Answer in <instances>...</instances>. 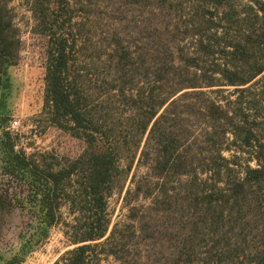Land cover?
Masks as SVG:
<instances>
[{
  "label": "trees",
  "instance_id": "1",
  "mask_svg": "<svg viewBox=\"0 0 264 264\" xmlns=\"http://www.w3.org/2000/svg\"><path fill=\"white\" fill-rule=\"evenodd\" d=\"M26 1L39 30L55 40L45 75L50 117L85 148L57 169L47 165V154L26 157L16 149L6 129L8 70L17 64L20 39L8 1L0 0V168L26 185L36 222L21 252L45 240L74 177L84 231L54 264L108 257L113 264H264V144L251 148L255 166L239 165L236 156L253 141L244 111L212 96L233 87L238 102L260 85L264 100V0ZM108 4V16L117 19L112 29L101 24ZM134 14L139 22H131ZM72 25L76 35L84 33L78 47ZM74 49L84 60L79 67ZM253 100L246 101L250 109ZM227 134L234 149L220 145ZM135 160L144 173L130 177L125 221L107 234L106 198L120 173L121 194Z\"/></svg>",
  "mask_w": 264,
  "mask_h": 264
},
{
  "label": "rangeland",
  "instance_id": "2",
  "mask_svg": "<svg viewBox=\"0 0 264 264\" xmlns=\"http://www.w3.org/2000/svg\"><path fill=\"white\" fill-rule=\"evenodd\" d=\"M7 1L12 15V23L17 29L20 39L17 64L8 70L12 84L7 103L8 121H17V125L12 129L11 133L15 137V145L18 151L22 152L26 157L47 154L49 155L47 157V165H52L53 169H57L58 167H63L67 162L78 158L85 148V142L82 138L72 135L70 130L57 126L50 117L45 95V75L49 51L53 49L51 45L55 40L54 37H50L48 32L43 34L39 30L32 13L31 4L28 1ZM93 1L96 2L95 0ZM238 1L236 0V3ZM109 8L110 5L108 4L105 8V21L101 24L107 25V28L112 29L117 26V19L108 16L107 11ZM127 15L129 17L130 12ZM77 19L78 17L74 15L73 21H77ZM126 20H129V18H126ZM139 21L140 17L134 14L131 22ZM93 29L90 30L91 42L97 46V35L100 33V27L95 26ZM72 31H74L76 45L78 41L82 43L84 33L80 35L77 32L76 35L74 25H72ZM181 44L187 50V41H183ZM79 54L78 50L75 49L73 54H71L75 67L82 65L84 61ZM88 85L87 79L84 89L89 104L91 102V88ZM221 88L224 89L222 96L228 97L230 102L225 103L223 97L219 94L215 96L213 94L212 96L228 107H234L233 104L240 106L242 111H244V117L242 116V118L246 120V128L252 135V147L247 148L245 153H239L236 156V162L239 165L248 164L253 167L256 163L251 159L253 155L252 149L258 143L264 144V100H261L259 98L260 95L256 93L259 91L260 85H253L252 94H243L238 102L235 100L236 94L231 92L233 87ZM249 98H254L255 100L252 102L253 108L251 109L246 102ZM226 137L228 140H223L220 145H228L231 149H234V146L230 144L231 136L227 134ZM230 153L223 151V155L226 158H230ZM124 165L125 160L119 157L118 166L120 171L123 170ZM237 169H239V166H237ZM143 173L144 169L137 167L135 160L120 195L117 187L121 183L122 174H117L115 177L112 184L113 190L111 195L106 198V210L103 213L104 219L109 221L107 234L113 224L125 221L127 209L124 207L123 197L126 190L131 187L130 177L133 174L139 176ZM237 174L240 175V172ZM74 180L73 177L69 184H66L62 197H60V206L57 214L58 221L47 229L45 240L41 244L35 245L34 248L28 250L25 254L21 252L23 241L32 237L36 232V222L33 223L34 229H26V238L19 239L18 234L24 229L22 225L27 221V217L23 214L19 215L18 212L12 215L9 225L0 229V264H4L15 255L23 257L19 264H54L65 251L74 247L71 242L83 235V219L86 217L85 214L78 210L85 209V205L83 202L78 204V200L81 197L77 194L78 180L76 182ZM68 197L75 200L77 204L75 206L72 205ZM78 219H80L82 224H78ZM102 259L100 264H113L112 257H108L106 260ZM89 264H95V262H90Z\"/></svg>",
  "mask_w": 264,
  "mask_h": 264
},
{
  "label": "flooded vegetation",
  "instance_id": "3",
  "mask_svg": "<svg viewBox=\"0 0 264 264\" xmlns=\"http://www.w3.org/2000/svg\"><path fill=\"white\" fill-rule=\"evenodd\" d=\"M25 184L22 185L10 176L3 174L0 168V229L9 225L14 213L25 215L27 221L22 225L24 229L18 234L19 239L26 238L27 230L34 229L32 225V206L27 200V190ZM25 242V240L23 241ZM11 259V258H10Z\"/></svg>",
  "mask_w": 264,
  "mask_h": 264
},
{
  "label": "built area",
  "instance_id": "4",
  "mask_svg": "<svg viewBox=\"0 0 264 264\" xmlns=\"http://www.w3.org/2000/svg\"><path fill=\"white\" fill-rule=\"evenodd\" d=\"M17 125V121L13 120V121H9V124L7 126V130H9L10 132H12V129L15 128Z\"/></svg>",
  "mask_w": 264,
  "mask_h": 264
}]
</instances>
